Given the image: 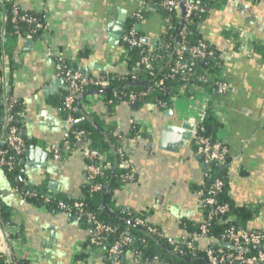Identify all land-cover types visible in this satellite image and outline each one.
<instances>
[{
  "label": "crops",
  "instance_id": "0c3cea01",
  "mask_svg": "<svg viewBox=\"0 0 264 264\" xmlns=\"http://www.w3.org/2000/svg\"><path fill=\"white\" fill-rule=\"evenodd\" d=\"M142 1L15 0L20 10L42 14L45 25L41 36L27 34L18 40L9 63L15 71L12 92L25 105L22 125L28 143L17 165V177L27 191L80 200L85 183L86 141L71 144L72 151L57 161L44 150L46 145L62 146L61 100L66 93L65 81L55 76L46 57L47 45L74 60L84 77L126 74L128 67L119 60V32L128 28L126 22ZM133 24L150 50L162 46L158 10H148ZM197 29L201 40L223 57L219 77L227 85L224 95L183 86L164 109L125 101L110 107L101 96L87 95L78 104L83 114L78 122L84 116L97 118L102 130L118 137L124 149L134 181L113 190L114 204L142 216L166 238H184L188 232L182 222L195 226L202 220L197 192L206 183L207 167L196 154L192 136L204 118L202 106L210 107L219 124L216 138L228 148L231 161L226 169L227 197L235 208L254 211L243 228L259 231L264 229V57L251 44L264 48V0H225L206 13ZM27 36L31 45L24 47ZM245 41L250 47L243 50ZM130 122L146 136L127 147L122 140L129 135ZM166 128L172 129L170 134L182 130L190 135L183 139L184 134L176 133L173 149L165 150L160 144ZM12 187L10 177L0 173V191L6 195ZM2 206L9 210L12 225L7 229L19 234L15 246L27 264H78V254L84 255L80 264H108L111 259L104 247L82 249L87 229L75 218L39 210L15 197L4 198ZM196 245L203 251L209 242L197 239ZM122 260L132 264L130 251Z\"/></svg>",
  "mask_w": 264,
  "mask_h": 264
},
{
  "label": "trees",
  "instance_id": "16d2710c",
  "mask_svg": "<svg viewBox=\"0 0 264 264\" xmlns=\"http://www.w3.org/2000/svg\"><path fill=\"white\" fill-rule=\"evenodd\" d=\"M151 1L156 3L161 0ZM197 1L199 2L200 7L203 9V12L196 13L192 24L188 26V35L185 37V42L188 45H195L202 41L200 33L197 29V24L204 19L206 13L211 8L218 6L220 7L225 2V0ZM12 5L13 4L10 2H6L3 5L0 3V14L4 16V20H0V62L3 61V58L5 61L10 63V58L12 57V53L17 45L18 40L20 38H24L25 35L30 34V26L25 22L19 21L15 25V29V26L11 22L13 19V13L11 12ZM157 10L162 14V17L166 15L164 10L160 8H157ZM18 13L19 16L34 17L44 24L42 14L32 11H22L19 8ZM134 22L135 19H129L126 22L127 27H129L130 24ZM182 27L183 25L181 24V21H178L176 18L173 19L170 29L161 33L160 40L162 46L157 50H150L144 44L141 47H131L121 43L122 52L119 60L126 63L128 72L126 74H116L111 72L108 74H103L105 80L108 83L107 86L101 87L94 84L87 85L84 91L77 97L75 110L72 113L73 123L71 126V131L83 132L84 136L82 139L88 143V147L90 149H98L102 154V158L104 156L103 176L96 179V182L102 184V189L98 192H93L91 184L84 183L82 187L83 197L80 200H65L52 195L54 198V203L49 206L50 210L54 212L56 211L55 204L58 202L71 204L74 201H78L82 203L84 210L93 214L98 222L106 226H111L115 229L114 234L105 235L103 246L105 251L107 252L108 248L117 239V237L123 234L129 237L130 243L126 249L130 251V253L138 255V264L152 263V261L155 259L158 260L159 263L165 264H208V262L203 251H200L197 255L193 256L184 249L183 245H181V250H184V253L179 254L178 252L174 251L173 247L170 246L165 239L156 237L155 235L148 233L146 227L135 224V218H143L142 216L127 209L117 207L114 204L112 197L113 190L116 188H121L134 181V174L129 168L122 166L123 163L127 161V158L118 151L121 149V143L118 137L112 136V132L109 130L103 131L101 128L102 123L97 118H87L84 116L83 120L78 122L80 115H83L82 112H80L78 104L81 99H84L87 95H98L101 96L110 107H112L118 102L124 101L125 94L130 92L138 94L143 91H149L148 96L142 101L137 102L138 104H151L154 103L155 100H161L166 102L168 107L170 104V99L176 96L183 86H196L206 93L216 92V82L221 81L219 77L221 61L219 59V53L213 49L211 45L204 41L202 42L206 44L208 49L214 50L213 58H192L189 54H184L180 61L181 63L186 64L188 69L176 74L171 73V69L174 67L176 61L179 60L176 57L175 52L179 47V44L182 42V38L180 36ZM40 33L41 32H39V34ZM136 36L139 38L140 35L137 33ZM32 37L36 38L37 36L32 35ZM251 47L255 52L264 57V48L254 44H251ZM143 57H148L149 67L145 68L140 66L137 68V63H139ZM65 62L69 69L78 71V68L74 64V60L66 59ZM11 72L13 77V72H15L14 69ZM97 79L98 78H93V80ZM160 80H162L164 83L162 88L157 86V83ZM2 109L3 107L0 106V110ZM18 112L19 108L14 111V114L16 115ZM3 115L4 112L1 111L0 117ZM16 121V124L21 126V122L17 119ZM132 127V133L129 132L130 137H133L135 133L138 134V137L146 136L142 129H139V126L136 124H133ZM218 128L219 124L216 121L211 108L208 107L205 111L202 122L199 124L197 134L199 136L208 138L210 141H213L216 139L215 133ZM24 143L25 145L28 143L27 138H25ZM70 143L72 145L75 144L72 134H70ZM201 162H203L202 159ZM226 169L227 168L224 166H222V169H220V166L214 163L208 164L207 168H205L206 183L198 189L206 190L216 179H220L223 182V188L216 195V198L220 204H226L229 207L230 215H233L235 220L231 223L225 224H220L216 219L205 221L208 234L218 240L230 226H234L237 229H244L243 227L245 222L251 219L254 214V211L250 208H235L229 201L225 186ZM7 175L10 177L13 187H18L20 190L27 192V190L22 187L20 180L17 177V167L13 172L8 173ZM33 199L35 200L34 202L40 206L42 199L39 197ZM209 210V207L201 208V213L204 218ZM9 217V210L6 207L1 206L0 221L8 222ZM70 217L75 218L80 224L88 229V225L85 223L84 218L75 216L73 211L70 213ZM148 225L151 226L150 224ZM182 225L188 234L198 232L200 226V224L194 226L186 222H182ZM86 246L87 242L82 245V249H85ZM195 246H197L196 242ZM213 248L216 250L219 249L220 243L218 242L214 244ZM221 249L225 252L235 253V251L230 249L223 247ZM256 251L257 248H250L247 254H253ZM83 256V254H78V256L75 258V261L80 264ZM123 257L124 256L122 255L118 259L119 264H124L122 260ZM107 263L112 264V260H108ZM0 264H27V262L24 260H12V262H8L4 256L0 255Z\"/></svg>",
  "mask_w": 264,
  "mask_h": 264
},
{
  "label": "built area",
  "instance_id": "2783aa9c",
  "mask_svg": "<svg viewBox=\"0 0 264 264\" xmlns=\"http://www.w3.org/2000/svg\"><path fill=\"white\" fill-rule=\"evenodd\" d=\"M6 2L12 3L11 12L13 13V19L11 22L15 26L19 21L25 22L30 26L29 32L30 36H41L42 31L45 30V25L41 23L38 19L34 17L19 16L18 6L16 5L15 0H0L1 5ZM183 7V17L181 18V5ZM160 8L165 11L166 15L162 17V31H167L170 29L172 20L177 19L181 21L183 25L180 32L182 42L179 44V47L176 49L175 55L179 59L176 61L174 67L171 69L172 74L184 71L188 69V66L184 63H181L182 56L184 54H189L192 58H213L214 50L208 49L206 44L200 41L195 45H188L185 42V37L188 35V26L192 24L193 18L196 13H202L203 9L200 7L197 0H161L158 2L143 0L138 10L132 16V19H142L144 14L150 10ZM0 20H4V16L0 14ZM16 29V26H15ZM39 32H41L39 34ZM134 30V24L126 28L120 37V42L123 45H129L131 47H141L143 43L136 36ZM48 52L46 57L52 62L54 67L55 76L61 78L66 83V93L61 100V108L64 114L63 125L65 126L63 137H62V146L56 147L54 145H46L44 150L53 160H60L64 157L65 153L72 151L70 143V134L73 135L74 143L79 144L82 141L84 136L83 132H72L71 126L73 123L72 113L75 110V103L77 97L84 91L85 87L90 84L97 86L105 87L107 86V81L105 78L101 77L97 80H93L91 77H84L79 71H73L66 66V57L62 55L58 50L53 47L48 46ZM249 43L243 45L242 49L246 50L249 48ZM122 50L119 53L121 55ZM247 52V51H246ZM220 61L223 57L219 55ZM0 62V106L3 107L0 112H4V115L0 117V173H11L17 167L19 160L24 155L25 151V138H27L26 133L23 129V119L25 116V105L23 100L18 99L14 96L12 90L14 88V80L12 79V72L9 66V62L5 61ZM18 63L17 61L14 62ZM143 66L145 68L149 67L148 57H143L137 63L136 67L139 68ZM164 85L163 81L160 80L157 83L159 88H162ZM190 86V85H189ZM193 88L201 90L199 87L190 86L189 90ZM191 92V91H190ZM227 92V85L221 80L216 82V93L219 95H224ZM149 94V91H143L138 94L128 93L125 94L124 101L129 104H136L139 101H142ZM171 102V99H170ZM154 107L158 109H164L167 107V103L161 100H155L154 103H151ZM19 108V112L15 115L14 111ZM206 106H202V112L205 114ZM15 115V116H14ZM17 120L21 122V126L17 125ZM203 120V119H202ZM201 120V121H202ZM133 122H130V133L133 130ZM199 125L196 130L193 132V140L195 141L196 154L201 157L204 164H216L218 166H224L229 168L230 166V157L228 154V148L224 145L218 138L213 141H210L208 138L199 136L197 134ZM138 139V134L135 133L133 137L128 135L124 137L122 143L127 147L133 146ZM120 154L124 155V149L118 150ZM83 156L86 161V171H85V183L91 184L93 192H98L102 189V184L96 182L97 178L103 176V161L101 160L102 154L97 149H90L89 147L83 150ZM127 161L123 163V167L127 168ZM96 182V183H94ZM223 182L220 179L213 181L211 186L206 190H198L197 194L199 196L200 210L201 208L209 207L210 210L205 215V218L202 215V220L200 222L198 232L192 234H186L184 238H173V237H164L161 232L156 228L149 226L145 218H135L134 222L136 225L146 227L148 233L155 235L156 237L165 239L170 246L173 247L174 251L179 254L184 253V250H181V245L184 246V249L188 251L191 255H197L200 250L195 246L197 239L206 238L209 242V245L203 250L205 258L208 264H264V229L259 231H247L244 229H237L234 226H230L226 232L218 240L215 237H212L208 234V229L205 225L206 220L216 219L220 224L231 223L234 221V217L230 215V209L226 204H220L216 198V195L222 190ZM41 195V196H40ZM18 198L24 202H28L32 207H36L42 211H51L49 206L54 203V198L50 194H42L40 192H24L18 187H12V189L4 195L0 191V210L2 206V200L4 198ZM41 198L42 203L37 205L33 198ZM55 213H63L67 216H70V213L73 211L75 216L84 218L85 223L88 225L87 234V246L86 249L89 251H94L95 249L102 248L104 246L105 235L114 234L115 229L111 226L103 225L98 222L93 214L86 212L83 208V204L74 201L71 204L64 202H58L55 204ZM202 214V213H201ZM1 220V218H0ZM12 225V219L9 217L8 222L0 221V255L4 256L6 261L12 262L24 260L28 263L27 258L21 256V252L15 246L20 242V236L17 231H10L7 229ZM228 243L231 247L234 248H245L249 251L250 248H257V251L253 254H247L242 250H233L235 253H229L223 251L220 246L219 249H214L213 245L216 243ZM130 243L129 237L125 235H119L117 239L112 243L108 248L107 254L112 260V264H119L118 259L127 252V246ZM6 248H12V251L9 250L6 253ZM232 250V249H230ZM131 263L138 264V255L130 253ZM17 263V262H16ZM148 264H165L159 263L158 260L152 261Z\"/></svg>",
  "mask_w": 264,
  "mask_h": 264
},
{
  "label": "water",
  "instance_id": "95a60500",
  "mask_svg": "<svg viewBox=\"0 0 264 264\" xmlns=\"http://www.w3.org/2000/svg\"><path fill=\"white\" fill-rule=\"evenodd\" d=\"M180 6H181L180 8H181V18H182L183 17V7H182V4ZM119 33H120V36H121L122 35V32H119ZM140 41L143 44L147 43V40H145V39H140ZM117 44H118V42H117ZM30 45H31V37L27 36V40L24 43V47H29ZM62 128L64 130L65 129V126L62 125ZM170 132H172V129L171 128H166V130H164L162 132L161 144H160V147L162 149H165V150H172L173 149V146L176 143L175 144H172V143H174L176 140L178 141V138H177V134L176 133H178V134H180V133L184 134L183 139H187L189 137V135H190L189 132H185V131L183 132L182 130H175V132H176L175 134H173V133L170 134ZM25 148H26V146H25ZM36 152L40 153L41 150L40 149H37ZM220 169H222V166H220ZM220 246L223 247V248H226V249L242 250L244 252H247L248 251L245 248H234V247H231L230 244H228V243H221Z\"/></svg>",
  "mask_w": 264,
  "mask_h": 264
}]
</instances>
